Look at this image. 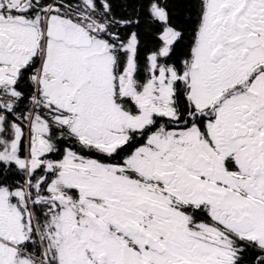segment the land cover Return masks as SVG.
Masks as SVG:
<instances>
[{"label": "snow or ice", "instance_id": "6c2138e0", "mask_svg": "<svg viewBox=\"0 0 264 264\" xmlns=\"http://www.w3.org/2000/svg\"><path fill=\"white\" fill-rule=\"evenodd\" d=\"M0 264H264V0H0Z\"/></svg>", "mask_w": 264, "mask_h": 264}]
</instances>
